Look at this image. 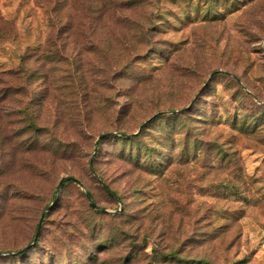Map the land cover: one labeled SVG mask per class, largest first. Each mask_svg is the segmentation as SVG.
Wrapping results in <instances>:
<instances>
[{"label": "rangeland", "instance_id": "rangeland-1", "mask_svg": "<svg viewBox=\"0 0 264 264\" xmlns=\"http://www.w3.org/2000/svg\"><path fill=\"white\" fill-rule=\"evenodd\" d=\"M0 264H264V0H0Z\"/></svg>", "mask_w": 264, "mask_h": 264}, {"label": "trees", "instance_id": "trees-1", "mask_svg": "<svg viewBox=\"0 0 264 264\" xmlns=\"http://www.w3.org/2000/svg\"><path fill=\"white\" fill-rule=\"evenodd\" d=\"M141 133H138L137 135V138L139 137V135H140ZM120 138L121 139H125L127 142H131L132 140V137H130V136H126V135H124V134H121L120 135ZM136 137H134V139H137ZM98 146H99V144H98ZM98 146H97V149H96V151L98 150ZM141 146V145H140ZM96 147V146H95ZM147 149V151H150V152H152V150L150 149V148H146ZM130 155V158L133 160V161H135V160H137L139 157H135V155H134V151H132V153L131 154H129ZM94 163H95V159L94 160H91V168L94 170V172H95V168H94ZM96 174V173H95ZM95 176V175H94ZM74 178V177H73ZM96 178V177H95ZM101 184H104L106 187H107V189L110 191V192H112V194L116 197V199L112 196V195H110L109 194V192L106 190V189H104V187H103V189H104V191L106 192V193H108V195H110V197H112L114 200H120V197L118 196V194H117V192L116 191H114V190H111L110 189V187H109V185H107V184H105V183H103V177H99L98 176V178H96ZM67 182H73V183H75V184H77V185H80L79 184V182L75 179V180H66V181H64L63 182V184H62V187H61V190H62V188L64 187V184L65 183H67ZM89 193V192H88ZM90 194V196L92 197V199H93V196H92V194L91 193H89ZM59 196H60V194H58L57 196H56V192H55V200H58L59 199ZM85 197H86V195H85ZM86 199H87V197H86ZM88 200V199H87ZM94 200V199H93ZM62 204H60L59 206H58V209H61L62 208ZM50 207V206H49ZM49 207H47V209L49 208ZM90 208L92 209V210H97V207H95V206H93V205H91L90 204ZM105 210V209H104ZM102 211V210H101ZM99 213H102V214H104V215H106V213L105 212H99ZM43 222H44V219H42V221H41V223L39 222V227H40V230H41V227H42V225H43ZM38 227V228H39ZM35 239V238H34ZM38 240H39V235L37 236V239H36V241H35V243L30 247V248H32L34 245H36L37 244V242H38ZM33 242H34V240H33ZM30 248H28L27 250H29ZM26 250V251H27ZM24 254V252H19V253H16V254H14L13 256L14 257H19V256H21V255H23Z\"/></svg>", "mask_w": 264, "mask_h": 264}, {"label": "water", "instance_id": "water-1", "mask_svg": "<svg viewBox=\"0 0 264 264\" xmlns=\"http://www.w3.org/2000/svg\"><path fill=\"white\" fill-rule=\"evenodd\" d=\"M90 168H91V166H90ZM91 172L93 173V175L96 176V178H98V176L95 174V172H94V170H93L92 168H91ZM66 180H75V178H73V177H64V178H62V179L59 181V183H58V186H57V189H56V196L59 194V192H60V190H61V187H62V184H63V182L66 181ZM102 185H103L104 189H106V190L109 192V194L112 195V196L116 199V197L112 194V192H110L104 184H102ZM85 195H86V197H87V199H88V201L90 202L91 205H93V206L99 208V207L96 205V203L94 202V200L92 199V197L90 196V194H89L87 191H85ZM50 208H51V206H50L47 210H49ZM99 209L102 210V211L105 212V213H110V214H114V213H115V212H110V211H107V210H104V209H101V208H99ZM120 211H121V210H119V212H120ZM42 219H43V218H42ZM42 219H41V221H42ZM41 221H40V223H41ZM39 230H40V227L38 228V231H37V234H36V236H35L34 242H33L31 245H29L27 248H30V247L35 243V241H36V239H37V236H38V234H39Z\"/></svg>", "mask_w": 264, "mask_h": 264}]
</instances>
